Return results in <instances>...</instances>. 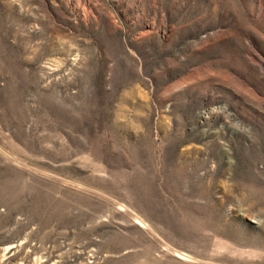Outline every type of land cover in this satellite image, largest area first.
Masks as SVG:
<instances>
[{
    "label": "rangeland",
    "instance_id": "rangeland-1",
    "mask_svg": "<svg viewBox=\"0 0 264 264\" xmlns=\"http://www.w3.org/2000/svg\"><path fill=\"white\" fill-rule=\"evenodd\" d=\"M0 264H264V0H0Z\"/></svg>",
    "mask_w": 264,
    "mask_h": 264
}]
</instances>
